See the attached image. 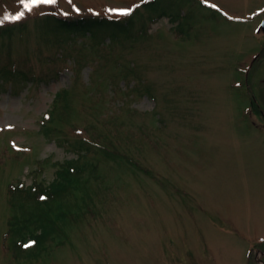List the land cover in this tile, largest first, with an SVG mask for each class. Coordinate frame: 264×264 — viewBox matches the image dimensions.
<instances>
[{"label":"rangeland","instance_id":"obj_1","mask_svg":"<svg viewBox=\"0 0 264 264\" xmlns=\"http://www.w3.org/2000/svg\"><path fill=\"white\" fill-rule=\"evenodd\" d=\"M151 1L58 0L0 25V264H264V0ZM22 10L0 0V19ZM93 14L122 27L58 23ZM85 138L96 170L68 221L17 257L9 184L52 181Z\"/></svg>","mask_w":264,"mask_h":264},{"label":"trees","instance_id":"obj_2","mask_svg":"<svg viewBox=\"0 0 264 264\" xmlns=\"http://www.w3.org/2000/svg\"><path fill=\"white\" fill-rule=\"evenodd\" d=\"M158 1L152 0L150 3L157 7ZM58 23L61 26L97 27L105 25L103 27H110L115 24V26L122 27L120 20L108 19L98 15L78 19L60 17ZM52 115L53 112H47L42 124V129L48 135H50L52 128L47 126V123ZM87 140L85 138L78 144L76 149L78 156L76 158L59 163L56 176L52 181L46 183L35 179L30 185H26L19 180L9 184L8 203L13 208L14 214L8 221V232L4 241L7 242L10 237L11 248L17 257H38L47 249L48 243L54 239L58 222L69 218L70 205L67 202L68 199L78 186L82 184L87 186L86 176L93 174V171L96 170V164L90 161L88 157L92 143L90 140L88 143ZM125 157L121 156L120 158L123 160ZM136 164L138 165V163ZM41 196L46 199H40ZM29 244V247H25Z\"/></svg>","mask_w":264,"mask_h":264},{"label":"snow or ice","instance_id":"obj_3","mask_svg":"<svg viewBox=\"0 0 264 264\" xmlns=\"http://www.w3.org/2000/svg\"><path fill=\"white\" fill-rule=\"evenodd\" d=\"M19 3L22 5L23 10L19 11L15 14H7L3 17V19H0V25H2L5 21L11 20V21H19L22 18H24L27 14H30L36 10V7L39 5H54L58 3V0H19ZM69 3H71V0H69ZM214 6V5H213ZM77 12L80 10L77 8ZM109 12H115L119 13L120 15H129L133 12L132 8H113L109 9ZM67 15V13H65ZM40 199H46L45 197L41 196ZM34 243V242H31ZM29 245H25V247H29Z\"/></svg>","mask_w":264,"mask_h":264},{"label":"flooded vegetation","instance_id":"obj_4","mask_svg":"<svg viewBox=\"0 0 264 264\" xmlns=\"http://www.w3.org/2000/svg\"><path fill=\"white\" fill-rule=\"evenodd\" d=\"M258 32L259 33L264 32V28L260 29ZM262 53H264V47H263ZM259 84H260L259 88L261 89L260 93L253 94L252 96H253L254 101H257L256 110L258 111V116H259L257 117H258V121H260L261 124H258L257 121H253V123L254 124L257 123V126L261 128L262 131H264V97H262V95L264 96V77L260 78ZM250 111L252 114H254L251 108H250ZM262 136H264V134Z\"/></svg>","mask_w":264,"mask_h":264}]
</instances>
